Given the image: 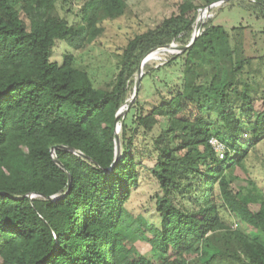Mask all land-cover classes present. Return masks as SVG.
<instances>
[{"label":"trees","instance_id":"obj_1","mask_svg":"<svg viewBox=\"0 0 264 264\" xmlns=\"http://www.w3.org/2000/svg\"><path fill=\"white\" fill-rule=\"evenodd\" d=\"M80 3L74 14L68 0H0V264H155L138 254V241L158 264H264V240L229 228L220 216L222 209L264 237V192L245 169L264 140V93L252 95L243 80L250 63L264 59L252 55L255 33L208 20L190 46L151 73H163L165 88L168 71L181 83L147 114L135 102L115 123L143 59L185 45L200 8L185 1L128 41L103 91L74 67L71 54L52 62L51 50L56 42L74 52L94 42L102 22L125 14L126 0ZM160 120L165 128L152 141L150 169L158 186L155 225L132 218L125 205L140 181L133 127L149 131ZM211 139L225 147L223 159Z\"/></svg>","mask_w":264,"mask_h":264},{"label":"rangeland","instance_id":"obj_2","mask_svg":"<svg viewBox=\"0 0 264 264\" xmlns=\"http://www.w3.org/2000/svg\"><path fill=\"white\" fill-rule=\"evenodd\" d=\"M185 1H191L195 6L200 8L196 13L197 21L198 17L203 14V10L205 9L203 6L205 0H126L127 9L125 14L118 19L102 22L101 26L104 29L103 34H101L94 42L75 52L67 48L64 43L56 42L51 50L50 60L52 62L61 63L64 55L71 54L74 58V67L84 71L88 75L94 89L108 91L114 82V77L118 70L121 51L124 49L128 41L146 30L155 29L163 20L169 18L172 14H175L177 5ZM255 2H257V0H228L220 4L219 7L204 14L200 23L203 26L211 19L214 26L224 27L227 31H230L234 27H248L250 31L255 33L253 35L256 36V41L250 43L251 50L255 51L252 52V55L264 56V35L261 36L257 34L262 32V28L264 27V21L258 18L260 16L259 8L264 10V0H261V2L258 3ZM68 3H70L69 6L72 12L76 14L80 8V0H68ZM241 5L244 7L241 8ZM255 5H258L259 8H255ZM58 14L61 17L64 16L63 11H58ZM255 17H257V19ZM194 25V27H196V23ZM189 44L190 40L187 41L185 45H182L179 42L171 44L170 47L175 48L170 49L173 51V54H168L166 52L163 53L161 51L157 52V50H154V52H157L154 57L155 60L150 61L151 63L148 62L142 67L145 59L152 54L153 51L150 52L141 63V78L144 74H151L156 68H160L161 65L166 63V61L180 54ZM176 48H181L179 49L181 51H177L178 49L176 50ZM200 64L205 66L207 70L209 69L208 63L201 61ZM179 67V64H176L174 71H177ZM248 71L249 73L246 71V74L243 75V80L244 82L247 81L250 90L253 91L252 95L264 93V59H254L250 63ZM168 72L167 75L169 80L166 84L168 86L167 88L163 87L161 83L159 84V81H161L163 77L161 71L146 75L142 80L140 78V94L138 95L137 91L130 107L137 102L136 106L142 108V114L145 115L152 107L159 103L160 95L166 97L167 92L179 85L177 83H181L177 74L173 77V73L169 75ZM199 78V81L204 83L209 77ZM135 81L136 76L133 84L129 88L126 104L122 107L123 112L131 101L135 88ZM255 106L259 110L262 109V104L260 102ZM212 119H215L214 115H212ZM134 128L135 127H133L135 138L133 141V150L136 152L135 157L136 163L138 164L140 181L138 187L133 191L130 200L125 205V208L132 218L141 215L148 224L157 225L158 220L154 213L153 199L158 193V186L150 174V169L154 166L156 158L152 141L161 131L164 130L165 124L163 120H160L159 124L149 131H145L141 128ZM116 132H118L119 144L120 128H117V126ZM245 169L249 179L257 185L259 190L264 192V140L256 146L250 159L245 164ZM238 174L243 176L239 172ZM241 186L245 187V182H242ZM232 187L235 192L238 191L236 185H232ZM249 209L252 212H255L257 211L258 206L251 205ZM220 216L229 228L236 222L238 223V227L235 230L238 232L249 237L251 234L255 233L259 235L261 240H264V237L259 232H256L245 225L237 217L229 216L222 209L220 210ZM135 248L139 255L158 264L156 257L153 256L149 245L145 241L136 242Z\"/></svg>","mask_w":264,"mask_h":264},{"label":"water","instance_id":"obj_3","mask_svg":"<svg viewBox=\"0 0 264 264\" xmlns=\"http://www.w3.org/2000/svg\"><path fill=\"white\" fill-rule=\"evenodd\" d=\"M219 1H222V2H226V1H228V0H219ZM202 29V24L200 23V24H198L197 25V27H196V29H195V32L193 33V36H192V39H191V42H190V44L188 45V46H190L194 41H195V39L197 38V36H198V32H199V30H201ZM187 46V47H188ZM164 48H172V47H170V46H167V47H164ZM173 49H175V48H173ZM176 49H181V48H176ZM184 49V48H183ZM181 51V50H180ZM144 60V59H143ZM142 63V62H141ZM140 78H141V74H140V67L138 68V70H137V73H136V81H135V88H134V92H133V95H132V98H131V101L129 102V104L127 105V107H126V110L124 111V112H121V109L117 112V114H116V117H115V119H114V122L116 123V121H117V118L118 117H120V116H124V114H125V112L129 109V107H130V105L132 104V102H133V100H134V98H135V96H136V94H137V91H138V89H139V84H140ZM115 133H116V135H117V132H116V129H115ZM115 151H116V157H115V160H114V164L119 160V144H118V135L116 136V148H115Z\"/></svg>","mask_w":264,"mask_h":264},{"label":"built area","instance_id":"obj_4","mask_svg":"<svg viewBox=\"0 0 264 264\" xmlns=\"http://www.w3.org/2000/svg\"><path fill=\"white\" fill-rule=\"evenodd\" d=\"M222 3H223L222 1H217V2H214V3L210 4L208 7H206L203 10V15L206 14V13H208L210 10L219 7V5L222 4ZM195 29H196V27H194L193 33L195 32ZM201 31H202V29L199 32L201 33ZM199 32H198V36L200 34ZM193 33H192V36H193ZM192 36H191V39H192ZM191 39H190V42H191ZM172 48H169V49L168 48H161V49H158L157 52L158 51H161L163 53H165V52L167 53V52L172 51V50H170ZM177 51L180 52V50H177ZM210 145H211L212 149L214 150V152L216 153V155L218 156V158L219 159H223V154H224V149H225V147L223 146V144H221L216 139H211L210 140ZM237 227H238V223L235 222L233 224V226H232V229H237Z\"/></svg>","mask_w":264,"mask_h":264},{"label":"bare ground","instance_id":"obj_5","mask_svg":"<svg viewBox=\"0 0 264 264\" xmlns=\"http://www.w3.org/2000/svg\"><path fill=\"white\" fill-rule=\"evenodd\" d=\"M203 17H204V15L203 14H201L199 17H198V19H197V21H196V27H197V25L198 24H200V22H201V20L203 19ZM177 50V49H176ZM156 53L157 52H152V54H150L146 59H145V61H144V63L142 64V67L143 66H145L148 62H150V61H153V60H155L154 59V57L156 56ZM168 54H173V51H170V52H167ZM163 54V53H162ZM169 56V55H168ZM159 58V57H158ZM160 59V58H159ZM151 63V62H150ZM123 109V108H122ZM121 109V112H123V110ZM117 128H118V126H117ZM117 131H118V129H117ZM118 133V132H117Z\"/></svg>","mask_w":264,"mask_h":264}]
</instances>
